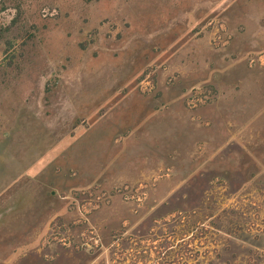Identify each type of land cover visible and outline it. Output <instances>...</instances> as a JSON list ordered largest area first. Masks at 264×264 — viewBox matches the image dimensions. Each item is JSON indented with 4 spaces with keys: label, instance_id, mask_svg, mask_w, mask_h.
Instances as JSON below:
<instances>
[{
    "label": "rangeland",
    "instance_id": "obj_1",
    "mask_svg": "<svg viewBox=\"0 0 264 264\" xmlns=\"http://www.w3.org/2000/svg\"><path fill=\"white\" fill-rule=\"evenodd\" d=\"M0 264H264V0H0Z\"/></svg>",
    "mask_w": 264,
    "mask_h": 264
},
{
    "label": "trees",
    "instance_id": "obj_2",
    "mask_svg": "<svg viewBox=\"0 0 264 264\" xmlns=\"http://www.w3.org/2000/svg\"><path fill=\"white\" fill-rule=\"evenodd\" d=\"M33 29L34 30H36L35 29V26H33ZM31 37H33L31 40L33 41L35 38V36H31ZM40 37V36H39ZM89 47V44H87V43H79L78 45H77V48H78V51L79 52H84V51H86L87 50V48Z\"/></svg>",
    "mask_w": 264,
    "mask_h": 264
}]
</instances>
